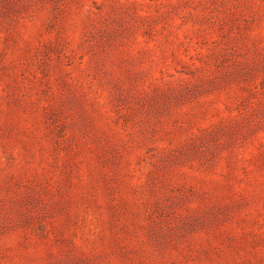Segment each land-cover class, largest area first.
<instances>
[{
  "label": "rangeland",
  "instance_id": "374dc122",
  "mask_svg": "<svg viewBox=\"0 0 264 264\" xmlns=\"http://www.w3.org/2000/svg\"><path fill=\"white\" fill-rule=\"evenodd\" d=\"M0 264H264V0H0Z\"/></svg>",
  "mask_w": 264,
  "mask_h": 264
}]
</instances>
